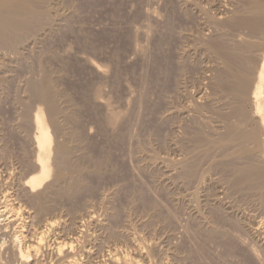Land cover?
<instances>
[{
    "label": "rangeland",
    "instance_id": "rangeland-1",
    "mask_svg": "<svg viewBox=\"0 0 264 264\" xmlns=\"http://www.w3.org/2000/svg\"><path fill=\"white\" fill-rule=\"evenodd\" d=\"M192 1L53 0L55 5L57 3L54 6L59 24L52 33L43 36L42 43L26 50L23 59L14 54L2 57L0 210H4L6 205L8 212L13 204L22 206L24 211L16 221H12L16 218L13 213H0V228H7L3 232L0 230V264H28L16 255L13 244L14 238L21 233L20 221L33 232L36 226L53 219L56 223L49 232V239L56 235L71 239L73 232H69L88 221L87 236L77 242L91 241L95 245L94 256L104 258L108 264L112 263L107 255L110 249L118 248L123 254L136 255L135 241L147 247L144 249L147 264H264V195L239 181V171L246 164L243 162L246 159L240 154L241 142L235 139L224 143L221 139L228 135L230 129L233 132L230 130L229 134L234 133L241 123L239 117L237 124L235 112L232 113L235 109H230L239 105L240 100L237 101V91L233 86L229 89L231 82H226L228 87L222 83L220 88L221 75L218 74L226 70L225 63L221 62L216 51L211 53L203 47L207 39L217 42L224 38L222 41L227 39L229 42L230 34L233 38L235 33L234 28L236 32L242 30V35L249 40L255 35L252 42L256 44L261 37L258 42L259 34L253 33L250 37V29L243 32L245 27H237L239 29L236 30L227 22L231 15L235 17L239 13L241 16L243 5L248 6L250 0H246L248 3L242 0L247 3L242 4V8L240 0H195L194 6ZM243 9L246 13V7ZM210 22L215 23L211 25ZM239 37L241 39L231 38L229 43L249 41L243 36L242 39L241 35ZM261 39L260 43L264 42ZM136 47L141 51H135ZM20 60L23 63H19ZM45 73L52 79V84L57 85L53 87L58 93L60 108L63 111L66 108L64 112L74 116L61 122L76 140L70 137L72 146L80 142L77 147L81 150L74 149L76 143L73 147V155L78 154L77 160L74 156V163L80 167L85 165L88 181L84 178L86 186L89 185L73 196L61 192V186L59 191L60 184L51 177L53 181L50 179L48 182L53 183L51 187L55 190H49L50 184L49 189L43 185L48 196L43 199L46 210L41 212L35 192L26 189L23 182L37 173L33 168L37 154L34 152L32 137L35 128L31 115L39 106L45 108L29 92L26 81L30 78L38 80ZM177 75L179 79L175 78ZM225 76L222 75L226 79ZM236 101L237 105L233 103ZM226 116L231 117L228 119ZM227 119L232 125L227 124ZM50 126L53 132L55 129ZM53 134L55 138L64 140L62 134L57 135L55 131ZM7 193L8 198L4 196ZM44 251V259L42 255L36 258L42 264H48L49 258L45 256L50 251L49 246L45 245Z\"/></svg>",
    "mask_w": 264,
    "mask_h": 264
},
{
    "label": "bare ground",
    "instance_id": "bare-ground-1",
    "mask_svg": "<svg viewBox=\"0 0 264 264\" xmlns=\"http://www.w3.org/2000/svg\"><path fill=\"white\" fill-rule=\"evenodd\" d=\"M59 1V0H58ZM195 1V0H193ZM192 1V3H193ZM198 1V0H197ZM202 1V0H201ZM228 1V0H227ZM239 1V0H238ZM240 0L239 2H241ZM246 1V0H245ZM79 2V1H78ZM139 2V1H138ZM206 1H203V3ZM213 2V0H212ZM238 2V3H239ZM247 2V1H246ZM249 2V3H248ZM247 3L249 4L248 6H244L243 8L246 7V13L244 9L242 8V4H247L244 2H241V8L243 10V14L241 12V16H235L227 18V22H229V25H232L230 28L236 27V30H238L240 27L243 29V32L247 31L246 28L250 29L248 33H250V37L252 34H259V37L257 36V41L261 37L264 40V0H250ZM195 3V2H194ZM193 3V6H194ZM202 3V2H200ZM202 3V4H203ZM62 4V3H61ZM60 4V5H61ZM147 4V3H146ZM157 4V3H156ZM182 4V2H181ZM186 4V3H185ZM191 4V3H190ZM221 4V3H220ZM227 4V3H226ZM237 4V3H236ZM53 0H0V68L2 69V57L7 56V55H16L17 58L23 59V57L26 54V50L32 47V45H37L40 44L41 40L43 39V36L47 35L49 32L52 33V31L57 27L58 23V16L56 15V5L54 6ZM82 5V4H81ZM153 5V4H152ZM201 5V4H200ZM204 5V4H203ZM219 5V4H218ZM234 5V4H233ZM240 5V4H239ZM59 6V5H58ZM67 6V5H66ZM140 6V4H139ZM146 6V5H145ZM190 6V5H188ZM199 2L196 8H198ZM149 7V6H148ZM151 7V6H150ZM149 7V8H150ZM187 7V6H186ZM204 7V6H203ZM207 6H205L206 8ZM220 7V6H218ZM222 7H224L222 5ZM229 7V5L227 6ZM233 8V6H231ZM60 8V7H59ZM58 8V9H59ZM80 8V7H79ZM142 8V7H141ZM169 8V7H168ZM174 8V7H173ZM176 8V7H175ZM195 8V9H196ZM202 8V5L201 7ZM210 8V7H209ZM226 8V7H225ZM230 8V7H229ZM238 7H236L237 9ZM81 9V8H80ZM117 9V7H116ZM131 9V8H130ZM235 9V11H236ZM63 10V8H62ZM119 10V9H118ZM189 10V9H188ZM197 10V9H196ZM201 10V9H200ZM214 10V9H213ZM218 10V9H217ZM228 10V8H227ZM233 10V9H232ZM240 10V9H239ZM69 11V10H68ZM150 11V10H149ZM175 11V10H174ZM199 11V9H198ZM207 11V10H206ZM209 11V9H208ZM148 12V11H147ZM189 12V11H188ZM201 12V11H200ZM227 12V11H226ZM224 12V13H226ZM232 12V11H229ZM234 12V11H233ZM66 13V12H65ZM74 13V12H73ZM197 13V12H196ZM199 13V12H198ZM202 13V12H201ZM245 13V14H244ZM148 14V13H147ZM151 14V13H150ZM173 14V13H172ZM193 14V13H192ZM232 14V13H230ZM79 15V14H78ZM187 15V14H186ZM190 15V14H189ZM205 15V14H204ZM213 15V14H212ZM153 16V14H152ZM195 16V15H194ZM206 16V15H205ZM224 15L222 14V17ZM229 16V15H228ZM151 17V16H150ZM166 17V16H165ZM186 17V16H185ZM193 17V16H192ZM209 17V16H206ZM205 17V18H206ZM220 17V16H219ZM227 17V16H225ZM157 18V17H156ZM155 18V20H156ZM174 19V18H173ZM198 19V18H196ZM209 19V18H208ZM78 20V19H77ZM163 20V19H162ZM199 20V19H198ZM207 20V18H206ZM66 21V20H65ZM73 21V20H72ZM170 21V20H169ZM177 21V20H176ZM175 22V21H174ZM198 22V21H197ZM201 22V21H200ZM199 22V24H200ZM212 22V21H211ZM211 22L209 24H211ZM224 22V21H223ZM222 22V23H223ZM227 22H224V24L227 25ZM83 23V22H82ZM157 23V21H156ZM186 23V22H185ZM184 23V24H185ZM202 23V22H201ZM215 23V22H214ZM213 23V24H214ZM220 23V22H219ZM149 24V23H148ZM189 24V23H187ZM211 24V25H213ZM77 25V24H76ZM154 25V24H153ZM192 25V24H191ZM207 25V24H206ZM221 25V24H220ZM228 25V26H229ZM60 26V25H59ZM68 26V25H67ZM175 26V25H174ZM187 26V25H186ZM204 26V25H203ZM218 26V25H217ZM225 26V25H224ZM154 27V26H153ZM184 27V26H182ZM208 27V26H207ZM222 27V25H221ZM237 27H239L237 29ZM186 27H184L185 29ZM195 28V27H194ZM214 28V27H213ZM223 28V27H222ZM227 28V27H226ZM164 29V28H163ZM168 29V27H167ZM181 29V28H180ZM190 29V28H189ZM201 29V28H200ZM203 29V28H202ZM201 29V31H202ZM206 29V28H205ZM229 29V27H228ZM73 30V29H72ZM155 30V29H154ZM231 30V29H229ZM151 31V29H150ZM156 31V30H155ZM159 31V30H158ZM169 31V30H168ZM194 31V30H193ZM196 31V30H195ZM204 31V30H203ZM202 31V32H203ZM210 31V30H209ZM213 31V30H212ZM218 31V30H217ZM225 31V30H224ZM227 31V30H226ZM240 32L238 35H236L237 32ZM237 32L235 31L234 28V35L233 38L231 37L230 34V39L229 42L232 39H238L241 37H245V35H242V30L240 29ZM56 32V30H55ZM153 32V31H152ZM151 32V33H152ZM162 32V31H161ZM173 32V31H172ZM57 33V32H56ZM147 33V32H146ZM176 33V32H175ZM200 33V32H199ZM208 33V32H207ZM229 35V32H227ZM225 33V34H227ZM233 34V32H231ZM247 33V32H246ZM55 34V33H53ZM63 34V33H62ZM74 34V33H73ZM150 34V33H149ZM201 34V33H200ZM206 34V33H205ZM222 34V33H221ZM245 34V33H244ZM67 35V34H66ZM144 35V34H143ZM166 35V34H165ZM188 35V34H187ZM202 35V34H201ZM219 35V34H217ZM247 35V34H246ZM249 35V34H248ZM49 36V35H48ZM69 36V35H68ZM176 36V35H175ZM183 36V35H182ZM189 36V35H188ZM220 36V35H219ZM218 36V38H220ZM237 36V37H236ZM255 36V35H254ZM254 36L252 40H254ZM47 37V36H46ZM145 37V36H144ZM185 37V34H184ZM205 37V35H203ZM213 37V36H212ZM215 37V36H214ZM224 37V36H223ZM242 37V39H243ZM64 38V37H63ZM164 38V37H163ZM190 38V37H189ZM196 38V37H193ZM199 38V37H198ZM202 38V36H201ZM206 38V37H205ZM209 38V37H208ZM232 38V39H231ZM248 38V37H245ZM259 39L260 42L262 39ZM166 39V38H165ZM168 39V38H167ZM187 39V38H186ZM211 39V36H210ZM221 38L220 41H212L207 39L208 41L204 42L201 39V42H204L203 47L207 50L211 51H216L215 53L219 55L221 58V62L225 63L226 70H223L222 72H227L226 74L227 77L225 76L226 74L220 72L219 77L221 87L222 88V83L225 85L227 84L226 82H231L229 83L231 86L229 89H232L231 87L233 86V91L237 95V101L233 102L237 106L231 107L230 109H235L234 111L232 110V113L235 112V115L237 118V124H238V118H241L242 125L239 123L236 127V131L234 133L229 134L232 129L229 130L228 135L223 136L222 141L224 143H227L228 141L232 140H239L241 143V149H240V154L246 159L245 162L246 164L241 167L239 171V181L240 183L242 182L243 184H247L248 187L254 188L258 190V193H262L264 195V42L256 44L255 41L252 42V40H248L246 42H241L239 43H234L230 44L228 40L225 37V42L224 40L222 41ZM241 39V38H240ZM47 40V39H46ZM145 40V39H144ZM206 40V39H205ZM61 41V40H60ZM242 41V40H241ZM244 41V40H243ZM256 41V42H257ZM184 42V41H183ZM191 41H188V43ZM196 42V41H195ZM232 42V41H231ZM238 42V41H237ZM42 43V42H41ZM175 43V42H174ZM194 43V42H193ZM243 43V44H242ZM57 44V43H56ZM137 44V43H136ZM180 44V43H179ZM184 44V43H183ZM52 45V44H51ZM67 45V44H66ZM170 45V44H169ZM190 45V44H189ZM197 45V44H196ZM202 46V45H201ZM135 47V46H134ZM170 47V46H169ZM199 47V46H198ZM180 48V47H179ZM202 48V47H201ZM33 49V48H32ZM68 49V48H67ZM133 49V47H132ZM176 49V48H175ZM187 49V48H186ZM55 50V49H54ZM66 50V49H65ZM169 50V49H168ZM179 50V49H178ZM204 49L202 48V51ZM49 51V50H48ZM137 52L141 51L140 48L136 47ZM147 51V50H145ZM182 51V50H181ZM200 51V49H199ZM198 51V53H199ZM201 51V52H202ZM208 51V52H209ZM52 52V51H51ZM61 52V51H60ZM179 52V51H178ZM188 52V51H187ZM197 52V51H196ZM47 53V52H46ZM56 53V52H55ZM168 53V52H167ZM193 53V52H192ZM212 53V52H211ZM214 53V52H213ZM214 53V54H215ZM29 54V53H28ZM32 54V53H31ZM43 54V53H42ZM58 54V53H57ZM181 54V53H180ZM208 54V53H207ZM13 55V56H14ZM37 55V54H36ZM52 55V54H51ZM168 55V54H167ZM190 55H192L190 53ZM201 55V54H200ZM205 55V53H204ZM202 55V56H204ZM8 56V57H9ZM43 56V55H42ZM188 56V55H186ZM206 56V55H205ZM12 57V56H11ZM143 57V56H142ZM169 57V56H168ZM199 57V56H198ZM57 58V57H56ZM83 58V57H82ZM176 58V57H175ZM202 58V57H201ZM213 58V57H212ZM17 59V60H19ZM25 59V58H24ZM38 59V58H37ZM41 59V58H40ZM184 58H181V60ZM186 59V58H185ZM200 59V57H199ZM198 59V61H199ZM216 59V58H215ZM223 59V60H222ZM47 60V59H46ZM177 60V59H176ZM179 60V59H178ZM201 60V59H200ZM219 60V59H218ZM22 60H20L19 63H21ZM27 61V60H26ZM34 61V60H33ZM41 61V60H40ZM87 61L90 62L88 59ZM211 61V59H210ZM50 62V60L48 61ZM185 62V60L183 61ZM200 62V61H199ZM198 62V65H199ZM213 62V61H212ZM17 63V62H16ZM23 63V61H22ZM27 63V62H26ZM32 63V62H31ZM189 63V62H188ZM191 63V62H190ZM205 63V62H204ZM218 63V62H217ZM7 64V61H6ZM41 64V63H40ZM92 64V62H91ZM210 64V63H209ZM182 65V64H181ZM201 65V64H200ZM220 65V64H219ZM224 65V64H223ZM30 66V65H29ZM167 66V65H166ZM174 66V65H173ZM197 66V64H196ZM209 66V65H208ZM179 67V66H178ZM191 67V66H190ZM205 67V66H204ZM221 67V66H220ZM224 67V69H225ZM90 68V67H89ZM175 68V67H174ZM200 68V67H199ZM208 68V67H207ZM211 68V67H210ZM217 68V67H215ZM14 69V68H13ZM178 69V68H177ZM180 69V68H179ZM202 69V68H201ZM222 69V67L220 68ZM12 70V69H11ZM36 70V69H35ZM192 70V69H191ZM3 71V70H2ZM13 71V70H12ZM40 71V70H39ZM181 71V70H180ZM188 71V70H187ZM202 71V70H201ZM50 72V71H49ZM91 72V71H90ZM172 72V71H171ZM197 72V71H196ZM203 72V71H202ZM205 72V71H204ZM219 72V71H218ZM11 73V71L9 72ZM51 73V72H50ZM93 73V72H92ZM170 73V71H169ZM182 73V71H181ZM180 73V74H181ZM185 73V72H184ZM206 73V72H205ZM208 73V72H207ZM31 74V73H30ZM99 74V73H98ZM104 74V73H103ZM174 74V73H173ZM212 74V73H211ZM100 75V74H99ZM107 75V74H106ZM105 75V76H106ZM225 76L226 79L224 77ZM29 76V75H28ZM181 76V75H180ZM210 76V75H209ZM216 76V75H215ZM230 78V81L229 78ZM1 77V75H0ZM4 77V76H3ZM24 77V76H23ZM175 77V76H174ZM179 75H177L178 78ZM182 77V76H181ZM185 77V76H184ZM203 77V75H202ZM207 77V76H206ZM214 77V76H213ZM9 78V77H8ZM18 78V77H17ZM183 78V77H182ZM181 78V80H182ZM186 78V77H185ZM209 78V77H208ZM103 79V78H102ZM106 79V78H105ZM104 79V80H105ZM179 79V78H178ZM176 79L177 81H179ZM190 79V78H189ZM207 79V78H206ZM3 80V79H2ZM16 80V79H15ZM26 80V79H25ZM185 80V79H184ZM210 80V79H209ZM214 80V79H213ZM218 80V77H217ZM23 81V80H22ZM205 81V80H203ZM2 82V81H1ZM28 89L29 92L36 97L41 103L45 106L42 107L39 106L36 111L31 114V120L34 124V135L32 138H34V149L37 154L35 155V159H33L35 162L33 163V168L34 171L37 172L36 174L32 175L29 177L25 182H23L24 186H26V189L31 190L32 192L34 191L35 199L38 202V208L40 211H44L45 209V204L43 203V199L45 200V196L47 195L45 192L46 189L44 190L42 187L43 185L45 188L48 186L49 189V184H50V189L49 190H55L51 187L53 183H49L48 181L53 177V180H55L56 183L60 184L59 186V191H60V186L62 187L61 192H67L70 195L76 196L74 194H77L83 192L87 188L89 184L86 186V182L88 181L87 178L85 177V173L87 172L86 169H84L85 165L83 167L78 166L76 163H74L76 159V155H73V150L77 147V143L75 142V138L71 136L72 133L68 132L65 130V128L62 125L61 120H70L73 116L68 115V113L64 112L66 108H64V111L60 108L58 101H57V91H55L52 84V79L47 75L46 73L41 75V77L36 80L34 78H30L28 81ZM54 82V81H53ZM185 82V81H184ZM10 83V82H9ZM18 83V82H17ZM22 83V82H21ZM56 83V82H55ZM182 83V82H181ZM218 83V82H217ZM14 84V83H13ZM26 84V83H24ZM183 84V83H182ZM169 85V84H168ZM185 85V84H183ZM187 85V84H186ZM218 85V84H217ZM225 85L223 88H225ZM228 85V84H227ZM226 85V86H227ZM6 86V85H5ZM57 86V85H55ZM170 86V85H169ZM216 86V84H215ZM229 86V85H228ZM227 86V87H228ZM7 87V86H6ZM218 87V86H216ZM3 88V87H2ZM27 88V87H26ZM185 88V87H184ZM219 88V89H220ZM181 89V88H180ZM227 89V88H226ZM218 90V89H217ZM222 90V89H221ZM1 91V90H0ZM154 91V90H153ZM179 91V90H178ZM186 91V90H184ZM230 90H227V92ZM231 91V92H232ZM10 92V91H9ZM61 92V91H60ZM170 92V91H169ZM175 92V91H173ZM226 92V93H227ZM230 92V93H231ZM232 92V93H233ZM62 93V92H61ZM64 93V92H63ZM154 93V92H152ZM159 93V92H158ZM177 93V92H176ZM183 93V92H182ZM193 93V92H192ZM223 93V92H222ZM229 93V94H230ZM231 93V94H232ZM105 94V92H104ZM189 94V93H188ZM191 94V93H190ZM3 95V94H2ZM64 95V94H63ZM82 95V94H81ZM130 95V94H129ZM170 95V94H169ZM185 95V93H184ZM236 95L234 94V97L236 99ZM17 96V95H15ZM19 96V95H18ZM138 96V95H137ZM172 96V95H171ZM177 96V95H175ZM193 96V95H192ZM65 97V95H64ZM67 97V96H66ZM180 97V96H179ZM84 98V97H83ZM178 98V97H177ZM187 98V97H186ZM189 98V97H188ZM194 98V97H193ZM228 98V97H226ZM64 99V98H63ZM62 99V100H63ZM66 99V98H65ZM87 99V98H86ZM171 99V98H170ZM180 99V98H179ZM234 99V98H233ZM232 99V101H234ZM61 100V99H60ZM88 100V99H87ZM192 100V99H191ZM7 101V100H6ZM19 101V100H18ZM34 101V100H33ZM37 101V100H36ZM89 101V100H88ZM127 101V100H126ZM169 101V100H168ZM188 101V100H187ZM193 101V100H192ZM20 102V101H19ZM195 102V100H194ZM4 103V102H3ZM35 103V102H34ZM176 103V101L174 102ZM232 103V104H233ZM21 104V103H20ZM32 104V103H31ZM63 104V103H61ZM99 104V103H98ZM103 104V103H102ZM101 104V105H102ZM177 104V103H176ZM64 105V104H63ZM83 105V104H82ZM85 105V104H84ZM100 105V106H101ZM104 105V104H103ZM102 105V106H103ZM170 105V104H169ZM186 105V104H185ZM195 105V104H194ZM11 106V105H10ZM143 106V105H142ZM22 107V106H21ZM28 107V106H27ZM64 107V106H63ZM183 107V106H182ZM185 107V106H184ZM202 107V106H201ZM237 107V108H236ZM143 108V107H142ZM186 108V107H185ZM184 108V111H185ZM1 109V108H0ZM70 109V108H69ZM194 109V108H193ZM26 110V109H25ZM32 111L34 109H31ZM176 110V109H175ZM197 110V109H196ZM23 111V110H22ZM191 111V110H190ZM3 112V110H2ZM20 112V111H19ZM26 112V111H25ZM170 112V111H169ZM177 112V111H176ZM187 112V111H186ZM198 112V110H197ZM231 113V111H230ZM236 113L239 115H236ZM1 114V113H0ZM21 114V113H20ZM27 114V112H26ZM78 114V113H76ZM13 115V114H11ZM190 115V114H189ZM188 115V116H189ZM7 116V115H6ZM225 116V115H224ZM223 116V117H224ZM232 116V115H231ZM231 116H226L225 118L231 117ZM233 116V117H234ZM232 117V118H233ZM17 118V117H16ZM128 118V117H127ZM231 118V119H232ZM29 119V117H28ZM229 119V118H228ZM227 119V124L230 123V121ZM5 120V119H4ZM17 120V119H16ZM13 121V120H12ZM75 122V120H72ZM233 121V120H232ZM235 121V120H234ZM233 121V122H234ZM30 122V121H29ZM236 122V121H235ZM51 123V124H50ZM121 123V122H120ZM64 124V123H63ZM69 124V123H67ZM67 124L64 126L66 127ZM232 125V123H230ZM32 125V123H31ZM55 129V134H62L64 136V140H59L58 138H55L51 126ZM239 125L241 127H239ZM19 126V125H18ZM69 126V125H68ZM72 126V125H71ZM70 126V127H71ZM230 126V125H229ZM25 127V126H24ZM23 128V127H22ZM68 128V127H66ZM230 128V127H229ZM29 129V127H28ZM70 131V129L68 128ZM235 130V129H234ZM25 131V130H24ZM29 131H33L29 129ZM74 131V130H72ZM78 132V131H77ZM76 132V135H77ZM80 132V131H79ZM233 132V131H232ZM27 133V132H26ZM74 133V132H73ZM116 133V132H115ZM81 134V133H80ZM223 134V133H222ZM28 135V134H27ZM60 136V135H59ZM57 136V137H59ZM74 136V134H73ZM79 136V135H78ZM77 136V137H78ZM133 136V135H132ZM16 137V136H15ZM74 139L76 143V147L73 149L75 146V143H73L74 146L71 144V139ZM76 137V138H77ZM28 138V137H27ZM30 138V137H29ZM201 138V137H199ZM203 138V137H202ZM234 138V139H230ZM61 139V137H60ZM80 139V138H79ZM198 140V139H197ZM234 141V142H236ZM238 141V142H239ZM233 142V141H232ZM237 142V144H238ZM80 143V142H79ZM78 143V144H79ZM33 144V143H32ZM233 144V143H232ZM228 145V144H227ZM79 146V145H78ZM82 146V145H81ZM83 147V146H82ZM220 147V146H219ZM230 148V146H228ZM238 147V146H237ZM221 148V147H220ZM32 149V148H31ZM79 149V148H78ZM82 149V148H81ZM79 149V150H81ZM227 150V149H226ZM225 150V151H226ZM32 151V150H30ZM236 154V153H235ZM82 155V154H81ZM75 156V159H74ZM7 158V157H6ZM84 158V157H83ZM242 159V157H240ZM110 159V158H108ZM184 159V158H183ZM30 160V159H29ZM77 160V159H76ZM28 161V160H27ZM100 161V160H99ZM107 161V160H106ZM190 161V160H189ZM188 161V162H189ZM192 162V161H191ZM97 163V162H96ZM95 163V164H96ZM182 163V161H181ZM194 163V162H193ZM234 163V162H233ZM79 164V161H78ZM81 164V162H80ZM102 164V162H101ZM107 164V163H106ZM187 164V162H186ZM189 164V163H188ZM192 164V163H191ZM198 164V163H197ZM31 165V163H30ZM90 165V164H89ZM103 165V164H102ZM193 165V164H192ZM196 165V164H194ZM243 165V164H241ZM53 166H55L53 168ZM93 166V165H92ZM95 166V165H94ZM93 166V167H94ZM101 166V165H100ZM91 167V168H93ZM98 167V166H96ZM104 167V166H103ZM184 167V165H183ZM194 167V166H193ZM191 168V167H190ZM14 169V168H13ZM178 169V168H177ZM180 169V168H179ZM192 169V168H191ZM184 170V169H183ZM239 170V169H237ZM32 171V170H31ZM33 171V173H34ZM189 171V170H188ZM194 171V170H193ZM30 172V171H29ZM89 172V170H88ZM92 172V171H91ZM97 172V171H96ZM181 172V171H180ZM191 172V171H190ZM189 172V173H190ZM102 173V172H101ZM192 173V172H191ZM88 174V173H87ZM190 175V174H189ZM87 181H85V178ZM237 178V177H236ZM52 180V179H51ZM52 180V181H53ZM50 181V182H52ZM238 181V182H239ZM236 183V182H235ZM241 183V184H242ZM2 184V183H1ZM56 187H58L55 184ZM86 186V188H85ZM23 187V186H22ZM43 190H41V188ZM52 188V189H51ZM85 188V189H84ZM95 188V187H93ZM28 190V191H29ZM48 190V192H49ZM260 191V192H259ZM7 192V191H6ZM9 192V190H8ZM58 192V189L57 191ZM64 192V193H65ZM29 193V192H28ZM51 193V192H50ZM62 193V195L64 194ZM66 193V194H67ZM90 193V192H89ZM61 194V193H59ZM9 195L8 193L5 194L4 196L7 197ZM31 195V193H30ZM53 196V194H51ZM65 195V194H64ZM262 195V196H263ZM48 196V195H47ZM50 196V194H49ZM8 198V197H7ZM11 198V197H10ZM9 198V199H10ZM33 198V197H32ZM31 198V199H32ZM55 198V197H54ZM47 199V197H46ZM34 200V199H32ZM35 200V202H36ZM2 203V202H1ZM19 203V202H18ZM264 203V202H263ZM11 204V203H10ZM22 204V203H21ZM6 206V205H5ZM4 206V210H0V213L2 212H7L8 207ZM33 206V205H32ZM37 206V205H36ZM11 207L8 212L13 213V215L16 218H12V221L20 220L18 219V216L20 217L22 206H16L10 205ZM27 207V206H26ZM38 209V210H39ZM27 210V209H26ZM2 211V212H1ZM30 211V210H29ZM32 211V210H31ZM49 211V210H48ZM47 211V212H48ZM88 211V210H87ZM7 212V213H8ZM46 212V214H47ZM23 213V212H22ZM50 213V212H49ZM91 213V212H90ZM29 216L30 213H28ZM40 214V213H39ZM77 214V213H76ZM264 214V213H263ZM11 215V214H9ZM26 215V214H25ZM34 215H37L34 213ZM106 215V214H105ZM109 215V214H108ZM12 216V215H11ZM23 216V215H22ZM45 216V215H44ZM48 216V215H47ZM88 216V215H87ZM261 216V215H260ZM3 217V216H2ZM24 217V216H23ZM36 217V216H34ZM86 217V216H85ZM30 218V217H29ZM37 218V217H36ZM39 218V217H38ZM52 218V217H51ZM73 218V217H72ZM89 218L93 220V216L89 214ZM10 219V218H9ZM32 219V218H31ZM48 219V218H46ZM2 220V219H1ZM27 220V219H26ZM33 220V219H32ZM54 220V219H53ZM47 221L46 224H42L40 226H36V228H33V232L31 231L32 229L26 228V226L20 221L18 224L21 226V233H19L13 240V244L16 248L15 253L16 255L19 256V259H21L23 262L28 263V264H42L40 260H38V256L45 255V245L49 246L50 251L47 252L46 254L49 258L48 264H108L107 261H105L104 258H100V256H94V246L91 241H86L83 244H79L77 241L84 239V237L87 236V222L81 223L76 228L69 232L71 235V239L65 237L64 235H58L59 236H54V239H49V232L52 230L55 226L56 221ZM101 220V219H100ZM35 221V220H34ZM41 221V220H40ZM39 221V222H40ZM59 221V220H57ZM79 221V220H78ZM29 222V220H28ZM36 222V221H35ZM69 223V222H67ZM6 224V223H5ZM37 224V223H36ZM61 224V223H60ZM99 224V223H98ZM264 224V223H263ZM75 225V224H74ZM73 225V226H74ZM77 225V224H76ZM6 226V225H5ZM4 226V227H5ZM3 226H1L0 230H4L7 228L2 229ZM31 227V226H30ZM70 227V226H68ZM92 227V226H91ZM16 228V226H15ZM127 228V227H126ZM12 229V228H11ZM66 229V228H65ZM15 230V229H14ZM57 230V229H56ZM12 231V230H11ZM16 231V230H15ZM127 231V230H126ZM3 232V231H2ZM17 232V231H16ZM63 232V230H62ZM112 232V231H111ZM15 233V232H14ZM31 233V235H30ZM56 233V232H55ZM61 233V232H60ZM64 233V232H63ZM62 233V234H63ZM115 233V232H114ZM67 234V233H66ZM15 235V234H14ZM31 237H30V236ZM53 235V234H52ZM101 235V234H100ZM13 236V235H12ZM30 238H29V237ZM67 236V235H66ZM70 236V235H69ZM111 236V235H110ZM4 237V236H3ZM96 237V236H95ZM103 237V236H102ZM113 237V236H111ZM29 238V239H28ZM82 238V239H81ZM98 238V237H97ZM136 238V237H135ZM134 238V239H135ZM3 239V238H2ZM70 239V240H68ZM108 239V238H107ZM106 239V240H107ZM104 240V239H103ZM110 240V239H109ZM108 241V240H107ZM140 241V240H139ZM5 242V241H4ZM11 242V241H10ZM20 242V243H18ZM77 242V244L75 243ZM96 242V241H95ZM102 242V241H101ZM105 242V241H104ZM141 242V241H140ZM19 245H18V244ZM111 243V242H110ZM145 243V242H144ZM6 244V242H5ZM12 244V245H13ZM107 244V243H105ZM104 244V245H105ZM133 244V243H132ZM3 245V244H2ZM152 245V244H151ZM5 246V245H4ZM12 246V247H14ZM103 246V245H101ZM116 246V245H115ZM118 246V244H117ZM134 246L136 249V255L130 254V253H124L121 252L118 248L110 249L108 250V257L109 260L113 264H147L146 263V256L144 253V249L146 250L145 244L134 242ZM1 247V246H0ZM96 247H98L96 245ZM120 247V246H119ZM122 247V246H121ZM146 247V248H145ZM10 248V247H9ZM48 248V247H47ZM100 248V247H99ZM106 248V247H105ZM94 249V250H93ZM2 250V249H1ZM103 250V249H102ZM105 250V249H104ZM124 250V249H123ZM10 251V250H9ZM47 251V250H46ZM99 251V250H98ZM125 251V250H124ZM127 251V250H126ZM132 251V250H131ZM129 250V252H131ZM134 252V251H133ZM151 252V251H149ZM3 253V252H2ZM6 253V252H5ZM12 253V252H11ZM9 253V254H11ZM152 253V252H151ZM104 254V253H103ZM3 255V254H2ZM7 255V254H6ZM13 255V254H11ZM10 255V256H11ZM15 255V256H16ZM96 255V254H95ZM102 255V254H101ZM151 255V254H150ZM154 255V254H153ZM17 256V258H18ZM39 256V257H40ZM104 256V255H103ZM37 257V258H36ZM1 258V257H0ZM15 258V257H14ZM107 258V257H106ZM149 258V257H148ZM4 259V258H2ZM13 259V258H12ZM42 259V258H41ZM44 259V257H43ZM51 259V260H50ZM107 260V259H106ZM3 261V260H2ZM17 261V259H16ZM151 261V260H150ZM11 262V261H10ZM111 263V264H112ZM151 263V262H150ZM155 263V262H154ZM4 264V262L2 263ZM13 264V263H12ZM23 264V263H22ZM44 264V263H43ZM45 264H47L45 262Z\"/></svg>",
    "mask_w": 264,
    "mask_h": 264
}]
</instances>
